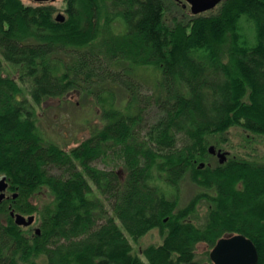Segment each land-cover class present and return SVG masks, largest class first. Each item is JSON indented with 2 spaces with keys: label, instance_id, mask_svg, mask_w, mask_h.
Wrapping results in <instances>:
<instances>
[{
  "label": "trees",
  "instance_id": "16d2710c",
  "mask_svg": "<svg viewBox=\"0 0 264 264\" xmlns=\"http://www.w3.org/2000/svg\"><path fill=\"white\" fill-rule=\"evenodd\" d=\"M141 68L157 80L144 84ZM80 93L103 125L71 148L47 140L38 109ZM233 127L264 136V0L201 13L184 0H0V264H214L235 233L264 264V162L210 151ZM187 178L201 190L180 206ZM44 187L49 203L34 205ZM153 229L162 242L135 254L130 238Z\"/></svg>",
  "mask_w": 264,
  "mask_h": 264
},
{
  "label": "rangeland",
  "instance_id": "374dc122",
  "mask_svg": "<svg viewBox=\"0 0 264 264\" xmlns=\"http://www.w3.org/2000/svg\"><path fill=\"white\" fill-rule=\"evenodd\" d=\"M25 1L33 2V0ZM62 1L63 0H55L49 3H53L57 6L60 5ZM241 26L245 37H247V35H252V31L248 29V24L242 21ZM116 28L118 31L122 30L120 22L116 24ZM138 73L142 77L141 80H144L143 83L146 85L153 84L158 78V72L154 71L152 68H141ZM114 91H116V103L123 107L128 99L126 92L120 87L114 89ZM52 105L53 106L43 111L38 109L40 112L39 126L47 140L57 143L62 147L71 148L78 145L83 139L87 138L96 127L99 128V126L104 123V120L100 115V106L97 105L93 95L80 93L67 101L54 102ZM98 128H96V130ZM227 137L229 141L225 143L222 148H217V151H230L232 155H251L253 157H258L259 160L264 162V136L248 133L239 127H233L227 133ZM215 156L218 155L215 153ZM215 156L212 159V164L217 163V157ZM99 166L105 167L106 165L104 163H100ZM117 169L120 170V167H117ZM165 188L168 195L174 196L177 194L176 191H173L169 187L165 186ZM200 190L201 188L191 182L190 179H185L178 192L180 206H185ZM50 199L51 193L47 187L39 189L31 197V201L34 205H38L40 207L49 203ZM206 211L207 207L205 206V202H203L198 209V213H196L193 217V220L203 221L204 217H206ZM31 227L36 230L38 228V220H35ZM130 239L133 245V252L140 255L142 249L151 244L161 243L163 237L158 229H153L138 240H133L132 238Z\"/></svg>",
  "mask_w": 264,
  "mask_h": 264
},
{
  "label": "water",
  "instance_id": "95a60500",
  "mask_svg": "<svg viewBox=\"0 0 264 264\" xmlns=\"http://www.w3.org/2000/svg\"><path fill=\"white\" fill-rule=\"evenodd\" d=\"M45 1V0H37ZM191 4V8L195 13H201L210 10L218 5L222 0H185ZM63 13L57 14V19L64 20ZM212 153H217L224 160L226 153L222 150H216L215 146H210ZM6 176L0 177V200L6 195L4 190L8 187ZM15 217V221L19 225L28 226L33 223L35 216H25L22 213L11 211ZM39 232L40 229L37 228ZM210 258L214 264H258L259 253L255 243L242 233H235L221 237L210 251Z\"/></svg>",
  "mask_w": 264,
  "mask_h": 264
},
{
  "label": "flooded vegetation",
  "instance_id": "af4514ba",
  "mask_svg": "<svg viewBox=\"0 0 264 264\" xmlns=\"http://www.w3.org/2000/svg\"><path fill=\"white\" fill-rule=\"evenodd\" d=\"M8 188V187H7ZM7 188H6V190H4V193H6V194H8V190H7ZM6 197V195L2 198V200L4 199Z\"/></svg>",
  "mask_w": 264,
  "mask_h": 264
}]
</instances>
